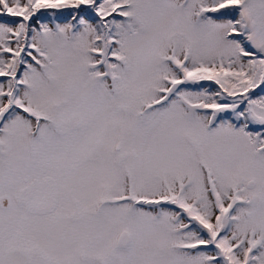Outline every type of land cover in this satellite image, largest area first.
Returning <instances> with one entry per match:
<instances>
[{
    "label": "snow or ice",
    "instance_id": "obj_1",
    "mask_svg": "<svg viewBox=\"0 0 264 264\" xmlns=\"http://www.w3.org/2000/svg\"><path fill=\"white\" fill-rule=\"evenodd\" d=\"M0 264H264V0H0Z\"/></svg>",
    "mask_w": 264,
    "mask_h": 264
}]
</instances>
